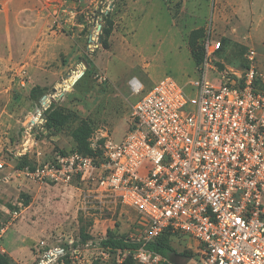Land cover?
I'll return each instance as SVG.
<instances>
[{
	"label": "rangeland",
	"instance_id": "1",
	"mask_svg": "<svg viewBox=\"0 0 264 264\" xmlns=\"http://www.w3.org/2000/svg\"><path fill=\"white\" fill-rule=\"evenodd\" d=\"M216 1L0 0L5 264H138L119 259L117 249L103 244L110 238L143 242L145 226L136 210L84 185L38 183L20 171L73 148L72 132L85 122L93 127L94 149L121 142L133 105L167 76L189 89L197 77L189 50L193 31H210L212 40H222L215 59L221 70L241 72L247 50L254 48L255 65L264 73V0ZM134 78L143 84L140 93L133 89ZM210 78L217 81L213 73ZM54 108L71 119L51 132L43 125L45 112ZM82 229L90 237L86 241ZM170 243L179 262L186 260L182 254H195L186 236L175 235ZM56 248L59 254L49 256Z\"/></svg>",
	"mask_w": 264,
	"mask_h": 264
},
{
	"label": "built area",
	"instance_id": "2",
	"mask_svg": "<svg viewBox=\"0 0 264 264\" xmlns=\"http://www.w3.org/2000/svg\"><path fill=\"white\" fill-rule=\"evenodd\" d=\"M203 46L190 88L161 79L133 105L121 142L101 155L56 151L20 171L38 183L84 185L136 210L143 242L117 250L121 260L177 264L147 247L169 231L195 244L184 264H264V73L254 48L242 71L229 74L216 63L222 40L209 31Z\"/></svg>",
	"mask_w": 264,
	"mask_h": 264
},
{
	"label": "trees",
	"instance_id": "3",
	"mask_svg": "<svg viewBox=\"0 0 264 264\" xmlns=\"http://www.w3.org/2000/svg\"><path fill=\"white\" fill-rule=\"evenodd\" d=\"M110 34H111V30L106 29L105 39L103 40L104 47H108V37L110 36ZM205 35H206V31H204L203 29H199L197 31H193L189 37V48L196 62V67L199 66L204 59L205 49L203 46V38ZM37 89L38 87H34L32 93L34 94L37 91ZM70 119H71V115L69 113H65L61 108H54L51 109L49 112H45V122L43 126L46 130L52 132L58 128H62L63 126H65L70 121ZM92 134H93V127L86 122L82 123L81 125L76 127L72 132V138L75 146L71 149H60L57 151L63 154H67L73 151H78L84 155H101L103 153V150L100 151L99 149L98 150L94 149L91 146L90 139L92 137ZM26 165H27V161H24L19 165V168H24ZM36 166L37 165L35 166L30 165V168L33 169ZM175 235H180V234H174L169 231L164 232L156 240L148 243L147 247L163 254L164 256H167L177 264H184L193 255L184 253L181 256H183L186 259L185 262L178 261L177 259L178 255L176 254L174 247H172L170 243V239ZM81 237L83 241H86L90 238L89 235L84 233L83 229L81 230ZM103 244L106 247H111L113 249H117L121 251L133 250L141 245V243L133 242L130 239H114V238L105 240ZM127 258L126 259L128 261L133 260L131 256H127ZM0 262L1 264H5L7 262V257H5L4 255H0Z\"/></svg>",
	"mask_w": 264,
	"mask_h": 264
},
{
	"label": "bare ground",
	"instance_id": "4",
	"mask_svg": "<svg viewBox=\"0 0 264 264\" xmlns=\"http://www.w3.org/2000/svg\"><path fill=\"white\" fill-rule=\"evenodd\" d=\"M132 86H133V89L136 91L138 88L141 87V83H140V81L135 79V80L132 81Z\"/></svg>",
	"mask_w": 264,
	"mask_h": 264
},
{
	"label": "crops",
	"instance_id": "5",
	"mask_svg": "<svg viewBox=\"0 0 264 264\" xmlns=\"http://www.w3.org/2000/svg\"><path fill=\"white\" fill-rule=\"evenodd\" d=\"M220 1L223 2V3H227V2H228L229 5H230V0H217L216 3L219 4ZM226 1H227V2H226ZM189 50H190V49H189ZM135 79H137V78H134L133 80H135ZM133 80H132V81H133ZM137 80L140 81L139 79H137ZM140 83H141V81H140ZM141 87H143V84H142V83H141ZM141 87H140V88H141Z\"/></svg>",
	"mask_w": 264,
	"mask_h": 264
}]
</instances>
